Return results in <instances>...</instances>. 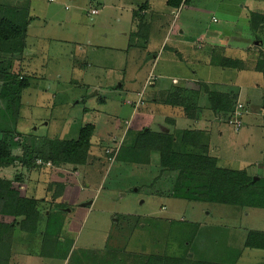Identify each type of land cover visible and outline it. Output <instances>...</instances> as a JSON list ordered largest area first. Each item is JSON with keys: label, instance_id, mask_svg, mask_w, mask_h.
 <instances>
[{"label": "rangeland", "instance_id": "rangeland-1", "mask_svg": "<svg viewBox=\"0 0 264 264\" xmlns=\"http://www.w3.org/2000/svg\"><path fill=\"white\" fill-rule=\"evenodd\" d=\"M149 1L152 15L139 21L132 12L147 0H0L12 21L23 13L20 24L28 25L27 49L15 59L29 77L17 117L6 114L0 100V130L21 144L14 156L22 157L25 145L77 140L83 127L95 128L85 167L70 171L48 162L44 170L24 176L22 194L46 199L39 207L43 217L51 211L50 218L58 223L51 224L43 249L39 238L30 244L0 237V256L7 264H143L159 255L173 262L181 259V264L184 259L192 264H264V251L244 249L249 232H264V210L156 194L150 181L159 174L158 156L150 166L116 160L123 144H134L133 134L159 126L164 132L167 118L181 112L186 101L195 102L201 121H188V128L207 132L211 155L228 167L246 169L252 179H264L263 75L210 65L216 42L221 46L234 32L248 45L255 42L250 16L264 11V0H191L175 13L166 0ZM93 10L99 15L91 16ZM150 18L152 27L141 29L140 22ZM189 76L199 81L194 83L197 89L200 83L223 93L247 88L242 100L253 111L237 103L244 107L240 131L227 119L214 117L203 90L199 97L186 94L177 110L163 105L170 80L182 88ZM255 83L261 89L255 91ZM154 93L161 103L135 105L154 100ZM182 129L180 125L171 132ZM50 183L67 185L63 199L53 200ZM12 221L0 216V224Z\"/></svg>", "mask_w": 264, "mask_h": 264}, {"label": "trees", "instance_id": "trees-1", "mask_svg": "<svg viewBox=\"0 0 264 264\" xmlns=\"http://www.w3.org/2000/svg\"><path fill=\"white\" fill-rule=\"evenodd\" d=\"M189 3L190 0H168L167 5L179 10ZM17 14L14 16L17 22L12 21L9 13L0 7V100L4 104L5 113L14 117L18 115L22 93L29 88V77L25 76L15 61L27 49L28 27L22 22L20 24V20L26 15ZM262 30H264V11L253 12L250 16V31L260 40L264 35L261 33ZM257 50L258 55L254 54V61L249 57L246 63L218 53L213 56L212 63L227 70H246L245 68L253 63L255 71L262 73L264 81V44ZM7 56L10 57L9 61L4 58ZM200 84L197 93L201 94L202 90L205 92L212 113L217 119L223 118L229 121L237 104L238 94L217 92L209 88L208 84ZM181 99H183L181 94H169L164 99L163 105L176 109L180 107ZM157 101L161 103L160 99L144 103L139 100L135 105L138 104L139 108L145 103L147 105L149 102ZM181 108L180 113H173L170 116L172 118H167L165 130H168V133L163 132L162 129L157 131L147 129V132L144 129L133 134L134 144L131 147H126L124 144L121 146L117 162L150 166L152 158L158 156L159 174L150 181V188H154L156 194L187 202L232 206L243 210H264L263 178L258 177L259 180L253 183L246 169L228 167L223 161L212 156L207 132L204 130L171 132L175 127V119L196 120L197 112L200 110L193 105V102L187 101ZM128 132L131 135L132 131ZM0 135V216L13 219L10 225L0 224L1 241L7 240L13 243L17 239H24L30 243L39 238V245L41 244L40 247L43 249L46 240H49L51 224L58 222L55 218H50L51 211L48 217H43V210L39 207L41 203L47 202L46 199L37 200L22 194L24 176L29 175L31 171L44 170L43 165L48 162L57 168H67L70 171H79L81 167H85L89 153L94 148L92 140L95 128L93 125H86L80 130L77 140H55L37 147L22 145V157L14 156V151L21 146L19 139H14V136L2 130ZM122 159L125 161L123 162ZM66 187L64 183H50L48 191L52 193L54 201L61 200ZM62 206L64 208V205ZM40 221L43 222V226L40 225ZM61 222L64 223V220L62 219ZM183 248H185L184 244ZM244 249L264 251V232H249ZM181 261L179 259L173 262L170 257L159 255L154 260H143V264H181ZM184 263L192 264V261L189 263L184 259ZM0 264H7L1 256Z\"/></svg>", "mask_w": 264, "mask_h": 264}, {"label": "crops", "instance_id": "crops-1", "mask_svg": "<svg viewBox=\"0 0 264 264\" xmlns=\"http://www.w3.org/2000/svg\"><path fill=\"white\" fill-rule=\"evenodd\" d=\"M191 1V0H190ZM167 2H168V0H166V3H165V5H166V7L167 8H169L168 7V5H167ZM185 6H187V5H183L181 8H183V7H185ZM190 6V5H189ZM188 6V7H189ZM180 8V9H181ZM151 9H152V3H151V1H149L148 2V0H147V2H145L144 4H142L141 6H138L137 7V9L136 10H133V12H132V19L133 20H139L140 21V19H143V21H145L144 19L146 18V15H148V14H151ZM170 9V8H169ZM179 9V10H180ZM93 11H97V14H92V12H91V16H98L99 15V11L98 10H93ZM176 11H178V10H175V9H172L171 8V12L172 13H175ZM152 15V14H151ZM156 15H158L159 16V10H158V14H156ZM140 18V19H139ZM140 27H141V29H143V30H148L149 28H151L152 27V25H153V19L152 18H150V21L149 22H147V23H145L144 22V24H141V22H140ZM235 33V32H234ZM232 34V35H230V38L228 39V41H226V42H224V44H222L221 46H220V44H217V42H216V44L215 45H217L214 49H212L213 51H211L210 52V54H212L213 53V55L214 54H217L216 52H220L219 54H221L222 56H225V57H231V58H236L237 60H239V61H247V60H249V57H252V61H254L253 60V58H255L254 57V54H257L258 55V50H257V48H259L261 45H263L264 44V35L262 36V38L259 40V39H257V38H253L254 40H255V42L253 43V44H251L252 45V47H251V45L249 44H247L246 43V40L245 39H243L240 35H239V33L238 32H236L235 34ZM261 33L262 34H264V30H262L261 31ZM168 34H169V32H168ZM171 34V33H170ZM181 34H184V32H181ZM132 36L133 37H137V38H139V36H137V35H134L133 33H132ZM131 36V37H132ZM223 38V37H222ZM200 41H203V39H200ZM134 46H138L139 48H141L139 45H134ZM202 48H204V47H202ZM209 54V55H210ZM213 55H212V57H211V63H210V65L212 64V59H213ZM158 56H156L155 57V61L157 60L158 61ZM246 70H236L237 72H245V73H248V74H250V75H254V74H256V75H258L259 73L257 72V71H255V69H254V66H253V63L251 64V65H248V67L247 68H245ZM192 75H195V73L194 72H192L191 73ZM238 77V76H237ZM259 79L260 80H263V76H262V79H261V77H259ZM241 80V79H240ZM147 81V80H146ZM242 81V80H241ZM182 82H183V85H182V88H178V86L177 85H174V83H172V81L170 80V87H171V91H169V94H175L176 92H179V91H182V97H184L186 94H188L189 95V97L190 96H197V97H199L200 95H198V93H197V91H198V89H197V87L195 88V85H194V83L196 82V83H198L199 81H196L195 79H194V77H191V76H189V77H185L183 80H182ZM172 83V84H171ZM260 85H261V83H255L254 84V90L256 91L257 89H261L260 88ZM154 87L153 88H155V93H157V92H159V90H156L157 88H156V84L154 83V85H153ZM121 87L122 86H119L117 89H121ZM238 88V87H237ZM175 89H177V91L175 90ZM241 89H243V88H238V90H237V92H236V94H238V101H237V103L238 102H240V103H242V104H244L245 105V107H246V109H247V111L249 112V111H253V109H252V107L253 106H249L246 102H243V100H242V94L244 93V92H246V91H244L245 89H247V88H244L243 90H241ZM154 93V95H153V99H160V97H159V95H157V94H155ZM178 95V94H177ZM203 95V94H202ZM206 96V95H205ZM150 98H152V97H150ZM193 99H194V97H193ZM195 100V99H194ZM195 103V102H194ZM193 103V105H195V107L197 108H199L200 110H199V112H197V119L196 120H188V119H182V118H177V119H175V127L176 128H178L180 125H182V127H183V129H182V131L183 130H191L190 128H188V127H190V124H188V121H190V122H194V123H196V124H199V123H197L198 121H201V118H199V116H200V113H201V108L197 105V104H194ZM210 107V106H209ZM177 110V109H176ZM180 113V112H179ZM214 115V114H213ZM214 117L216 118V116L214 115ZM217 119V118H216ZM218 120V119H217ZM187 122V123H186ZM180 124V125H179ZM160 127V130H161V128L163 127V126H159ZM165 129V128H164ZM199 130H201V129H199ZM240 168V167H239ZM240 169H242V168H240ZM249 174V173H248ZM250 176V175H249ZM252 177V176H251ZM256 177V176H255ZM257 178V177H256ZM66 189H67V187H66ZM65 192H67L66 190H65ZM64 192V193H65ZM64 197V196H63ZM63 199V198H62Z\"/></svg>", "mask_w": 264, "mask_h": 264}, {"label": "built area", "instance_id": "built-area-1", "mask_svg": "<svg viewBox=\"0 0 264 264\" xmlns=\"http://www.w3.org/2000/svg\"><path fill=\"white\" fill-rule=\"evenodd\" d=\"M92 14L94 15L97 14V11H92ZM243 117H244V107L242 105L237 104V107L235 108V110L231 115L229 124L233 126L236 131H240V129L243 126Z\"/></svg>", "mask_w": 264, "mask_h": 264}, {"label": "water", "instance_id": "water-1", "mask_svg": "<svg viewBox=\"0 0 264 264\" xmlns=\"http://www.w3.org/2000/svg\"><path fill=\"white\" fill-rule=\"evenodd\" d=\"M165 133H168V130H164ZM259 179H257L256 177L253 178V183H255L256 181H258Z\"/></svg>", "mask_w": 264, "mask_h": 264}, {"label": "flooded vegetation", "instance_id": "flooded-vegetation-1", "mask_svg": "<svg viewBox=\"0 0 264 264\" xmlns=\"http://www.w3.org/2000/svg\"><path fill=\"white\" fill-rule=\"evenodd\" d=\"M61 210H65V208H62Z\"/></svg>", "mask_w": 264, "mask_h": 264}]
</instances>
